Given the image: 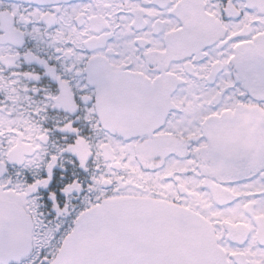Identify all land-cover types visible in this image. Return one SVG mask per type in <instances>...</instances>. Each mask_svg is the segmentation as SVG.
Returning a JSON list of instances; mask_svg holds the SVG:
<instances>
[{
  "label": "snow or ice",
  "instance_id": "obj_1",
  "mask_svg": "<svg viewBox=\"0 0 264 264\" xmlns=\"http://www.w3.org/2000/svg\"><path fill=\"white\" fill-rule=\"evenodd\" d=\"M0 264H264V0H0Z\"/></svg>",
  "mask_w": 264,
  "mask_h": 264
}]
</instances>
